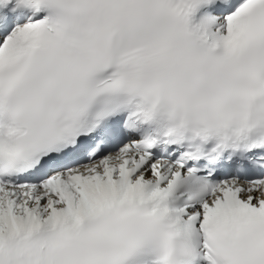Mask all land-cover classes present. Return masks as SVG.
<instances>
[{
    "label": "snow or ice",
    "instance_id": "6c2138e0",
    "mask_svg": "<svg viewBox=\"0 0 264 264\" xmlns=\"http://www.w3.org/2000/svg\"><path fill=\"white\" fill-rule=\"evenodd\" d=\"M0 264H264V0H0Z\"/></svg>",
    "mask_w": 264,
    "mask_h": 264
}]
</instances>
